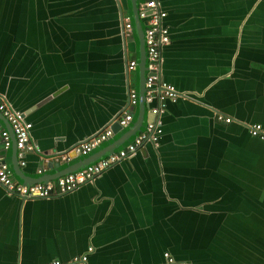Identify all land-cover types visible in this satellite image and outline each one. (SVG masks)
I'll list each match as a JSON object with an SVG mask.
<instances>
[{"label": "crops", "instance_id": "1", "mask_svg": "<svg viewBox=\"0 0 264 264\" xmlns=\"http://www.w3.org/2000/svg\"><path fill=\"white\" fill-rule=\"evenodd\" d=\"M161 5L171 39L162 75L181 94L157 117L159 142L59 196L23 198L0 185V264L67 262L89 246L88 264H168L166 252L173 264H264V139L248 126L264 129V0ZM127 17L130 0H0V94L33 124L40 152L19 161L29 177L85 165L131 126L87 155L76 144L124 110L138 117L129 90L139 92V67L128 63L140 50ZM146 104L137 132L155 119ZM3 154L23 182L13 141Z\"/></svg>", "mask_w": 264, "mask_h": 264}, {"label": "built area", "instance_id": "2", "mask_svg": "<svg viewBox=\"0 0 264 264\" xmlns=\"http://www.w3.org/2000/svg\"><path fill=\"white\" fill-rule=\"evenodd\" d=\"M138 16L142 20L144 28V43L146 48V79L144 99L148 103H155L150 111L155 115V119L147 123L143 130L137 132L128 143L108 156L91 162L86 166L70 171L59 177L33 183H24L13 179V171L10 168L3 149H8L12 145L11 131L15 135V144L20 163L25 164L24 156L28 152L39 151L38 144L31 137L32 122L27 120L24 111L15 109L3 95L0 94V113L9 122L10 129H3L0 132V185L3 186L9 195H19L23 198H49L69 193L87 181H91L97 175L106 170L111 164L122 158L128 157L137 152L147 141L157 143L161 133V122L159 117L166 110V102L169 99L175 100L178 91L174 85L166 82L162 75V48L170 44L169 27L164 23L167 11L163 9L161 0H142L138 3ZM134 23L131 17L124 20V31L131 34ZM138 62L131 60L128 63V70L136 69ZM139 102V92L135 88L129 90V106H136ZM218 121L230 122L232 118L222 113H216ZM122 127H130L134 117L130 110H124L115 118ZM249 126V132L254 136L264 139V129L260 123ZM114 135L111 124L106 125L89 139L76 144L71 151L76 154L87 155L97 149L102 143ZM40 152V151H39ZM69 153L55 155V161L69 159ZM93 247L89 246L84 253L74 256L69 261L53 259L46 264H88L90 253ZM169 264L174 263V259L168 252L165 253Z\"/></svg>", "mask_w": 264, "mask_h": 264}, {"label": "water", "instance_id": "3", "mask_svg": "<svg viewBox=\"0 0 264 264\" xmlns=\"http://www.w3.org/2000/svg\"><path fill=\"white\" fill-rule=\"evenodd\" d=\"M130 1L132 3V9H133L134 30H135V33H136L137 38H138L139 50H140V60L138 63V67H139V114H138V117L136 118L134 123L131 125V127L121 137H119L116 141L110 143L108 146H106L105 148L96 152L95 154H92L89 157H87L86 158L87 161H86L85 165H82L76 169L66 170V171L60 173L59 175H57L55 178L59 177L60 175L66 174L70 171L80 169V168L86 166L87 164L94 162L95 160L101 158L103 155H107V154L114 152V150L116 148L121 146L125 141L129 140V138L131 136L136 134L137 131L140 129V127L143 124V120H144V116H145V109H146V105H147L145 102V99H144L147 55H146V48H145V43H144V28L142 25V20L138 16V3L142 0H130ZM180 94L181 93L178 91V97L180 96ZM178 97H177V99H178ZM1 116L3 118H5L2 113H1ZM7 123H8V127L11 131L10 124L8 121H7ZM110 124L114 130V133L122 128V126L118 123L117 120L111 122ZM161 133H162V130H161ZM161 133L159 134V139H160ZM11 138L13 141L14 157L16 159V161H15L16 162V165H15L16 169L15 170H16L17 175H19L20 178L23 180V182L26 183V181L28 180L27 177H29V176L25 174L24 170L19 165V158L17 155V148H16V144H15L16 139H15V135L12 131H11ZM159 139H158L157 143L159 142ZM29 178H31V177H29ZM31 180L32 181H30V183L39 182V181H47L43 177L42 178H33L32 177Z\"/></svg>", "mask_w": 264, "mask_h": 264}, {"label": "flooded vegetation", "instance_id": "4", "mask_svg": "<svg viewBox=\"0 0 264 264\" xmlns=\"http://www.w3.org/2000/svg\"><path fill=\"white\" fill-rule=\"evenodd\" d=\"M170 254V253H169ZM171 256V255H170ZM172 257V256H171ZM167 258V257H166ZM173 258V257H172ZM174 259V258H173ZM174 262H175V260H174ZM167 263L169 264V262H168V258H167Z\"/></svg>", "mask_w": 264, "mask_h": 264}]
</instances>
